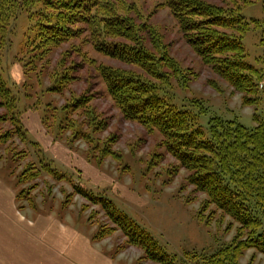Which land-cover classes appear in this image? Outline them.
Returning <instances> with one entry per match:
<instances>
[{
  "label": "rangeland",
  "instance_id": "374dc122",
  "mask_svg": "<svg viewBox=\"0 0 264 264\" xmlns=\"http://www.w3.org/2000/svg\"><path fill=\"white\" fill-rule=\"evenodd\" d=\"M44 1L0 0V80L10 90V97L0 93V176L14 181L19 206L35 214L61 215L79 230L89 227L94 240L106 236L98 241L112 247L117 264L131 259L156 263L141 261L144 252L126 246L127 238L102 206L77 194L75 187L110 199L151 233L173 264H201L230 244L240 225L206 204L207 196L188 183L189 172L168 153L158 131L124 118L99 69L109 67L144 81L155 94L189 111L207 137L216 119L253 129L254 116L264 119V0H199L243 17L245 33L221 31L242 38L245 59L257 70L252 105H245L243 94L190 46L165 0H92L82 10L80 0H66L68 13L76 16V37L56 47L25 45L35 36L33 26L58 13L47 10ZM111 15L130 20L138 44L103 36L97 43L136 45L152 57L160 78L95 50L91 35L99 30L92 25L99 27L100 18ZM17 113L25 114L32 135L23 136L11 122ZM261 219L259 232L264 233ZM122 252L124 258H117ZM239 263L264 264V255L249 249Z\"/></svg>",
  "mask_w": 264,
  "mask_h": 264
},
{
  "label": "trees",
  "instance_id": "16d2710c",
  "mask_svg": "<svg viewBox=\"0 0 264 264\" xmlns=\"http://www.w3.org/2000/svg\"><path fill=\"white\" fill-rule=\"evenodd\" d=\"M65 1L43 2L47 10L56 8L58 13L47 17L46 23L33 26L35 36L29 38L25 45L39 42V45L56 47L76 37L77 32L73 31V26L77 24L76 16L68 13L71 7ZM87 2L92 0H80L79 9L82 10ZM165 4L178 20L190 46L235 91L243 94L245 105H252L251 96L257 93L254 79L257 70L245 59L242 38L221 31L238 29L241 34L245 33L243 17L199 0H165ZM112 10L108 9L107 13L111 14ZM128 23L129 19L116 15L101 17L99 27L92 25L93 29L99 30L97 33L92 30L95 50L127 64L137 65L151 77L160 78L152 57L134 48L136 45L130 47L122 43H97V38L103 36L123 38L138 44L135 28ZM99 71L109 95L124 118L138 122L148 130L158 131L168 153L189 172L188 183L197 192L207 196L206 204L215 205L240 225L232 242L203 258L201 264H240L239 259L249 249L264 255V233L259 232L261 218L264 217V119L254 116L256 126L253 129L234 121L216 119L210 124V137H207L201 127L194 126L189 111L178 109L155 94V89L144 81L109 67H101ZM50 90L56 92L57 89L52 87ZM0 93L10 97V90L4 85ZM12 117L11 122L25 136L27 131L20 113ZM75 191L102 206L110 220L127 238L125 245L135 246L144 252L141 261L173 264L172 256L151 233L119 210L110 199L80 187H75ZM100 238L106 236L98 234L95 237L96 240Z\"/></svg>",
  "mask_w": 264,
  "mask_h": 264
},
{
  "label": "crops",
  "instance_id": "0c3cea01",
  "mask_svg": "<svg viewBox=\"0 0 264 264\" xmlns=\"http://www.w3.org/2000/svg\"><path fill=\"white\" fill-rule=\"evenodd\" d=\"M18 200L14 181L0 176V264H117L112 247L94 240L89 227L83 231L61 215L35 214Z\"/></svg>",
  "mask_w": 264,
  "mask_h": 264
}]
</instances>
